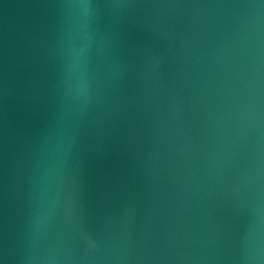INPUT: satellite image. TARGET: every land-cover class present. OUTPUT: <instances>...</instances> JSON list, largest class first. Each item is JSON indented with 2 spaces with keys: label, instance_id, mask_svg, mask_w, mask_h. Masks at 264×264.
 <instances>
[{
  "label": "water",
  "instance_id": "obj_1",
  "mask_svg": "<svg viewBox=\"0 0 264 264\" xmlns=\"http://www.w3.org/2000/svg\"><path fill=\"white\" fill-rule=\"evenodd\" d=\"M0 264H264V0H0Z\"/></svg>",
  "mask_w": 264,
  "mask_h": 264
}]
</instances>
